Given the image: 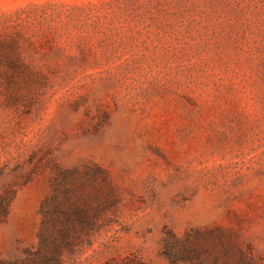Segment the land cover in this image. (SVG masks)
<instances>
[{"label": "rangeland", "instance_id": "obj_1", "mask_svg": "<svg viewBox=\"0 0 264 264\" xmlns=\"http://www.w3.org/2000/svg\"><path fill=\"white\" fill-rule=\"evenodd\" d=\"M65 171L120 200L72 264H172L167 230L264 264V0H0V259Z\"/></svg>", "mask_w": 264, "mask_h": 264}, {"label": "trees", "instance_id": "obj_2", "mask_svg": "<svg viewBox=\"0 0 264 264\" xmlns=\"http://www.w3.org/2000/svg\"><path fill=\"white\" fill-rule=\"evenodd\" d=\"M97 174H85L78 187L72 185L75 171L55 176L52 193L42 205L38 245L24 249L19 256L0 259V264H72L73 256L91 247L95 236L117 215L120 202L112 188L106 195L97 187L91 195L86 194V187L94 184ZM14 193L9 188L0 194V224L8 220ZM232 238L214 230H195L180 238L167 230L162 254L172 264H258Z\"/></svg>", "mask_w": 264, "mask_h": 264}]
</instances>
